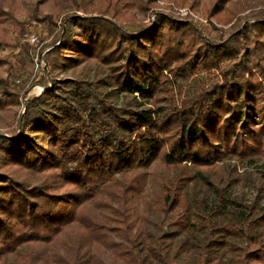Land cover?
<instances>
[{
	"label": "trees",
	"instance_id": "trees-1",
	"mask_svg": "<svg viewBox=\"0 0 264 264\" xmlns=\"http://www.w3.org/2000/svg\"><path fill=\"white\" fill-rule=\"evenodd\" d=\"M15 2L0 0V9ZM49 2L64 16L60 37L47 53L48 66L64 69L97 60L108 72L95 81L53 84L27 100L14 129L0 132V264L15 253L19 264H94L92 249L102 224L92 209L106 211L110 219L120 214L128 228L133 200L158 161L167 167H213L227 159L264 157V16L249 26L260 46L247 52L244 31L237 40L209 41L168 15L129 30L103 13L89 14L94 0H36L34 9ZM212 68L222 80L186 93L177 104L170 76L188 79ZM105 87L139 95L155 107H117ZM18 97L11 79L0 76V112L17 106ZM192 180L183 176V185L165 183L160 211H176L185 221L184 184ZM112 201L120 202L118 211ZM258 220L263 225L264 214ZM220 230L255 246L238 264H264L263 235L238 224Z\"/></svg>",
	"mask_w": 264,
	"mask_h": 264
},
{
	"label": "rangeland",
	"instance_id": "rangeland-1",
	"mask_svg": "<svg viewBox=\"0 0 264 264\" xmlns=\"http://www.w3.org/2000/svg\"><path fill=\"white\" fill-rule=\"evenodd\" d=\"M149 1L94 0L89 14L103 13L129 30L137 29L139 24L154 25L159 15H168L178 22L189 23L206 40H237L244 31L248 37L244 43L248 46L247 52L260 46L249 28L264 16V0ZM35 3L36 0H16L13 8L5 4L0 9V76L10 78L19 92L18 105L0 112L2 133L17 126L28 99L41 95L53 84L74 78L95 81L108 72V66L97 60L51 69L47 53L60 37L64 14L53 2L38 5L37 10ZM33 36L36 41H32ZM170 79L176 102L180 104L186 93L209 87L222 80V74L212 68L188 79L175 80L172 76ZM111 89L103 88L117 107L128 104L142 109L155 107L154 102L139 95L135 99L127 93L115 94ZM158 104L165 102L160 100ZM147 172L142 192L133 200L134 211L127 217L128 228L120 214L110 219L106 211L92 209L98 213L102 224V229L96 232L100 241L92 249L94 264H202L205 259L216 264H238V257L255 246L246 239L224 237L220 227L238 224L264 236V224L258 220L264 214V157L256 156L254 161L227 159L213 167L191 163L167 167L158 161ZM183 176L193 179L184 184L186 201L180 210L185 221L176 211L168 214L159 209L165 196L164 184L183 185L180 182ZM111 205L116 210L120 208L118 201H112ZM245 216L248 221L242 224ZM76 237V234L64 235L62 240ZM82 237H86V233H82ZM224 239L228 240V245H217ZM59 250L60 254H65L64 250ZM19 260V253L11 254L5 264H19Z\"/></svg>",
	"mask_w": 264,
	"mask_h": 264
},
{
	"label": "built area",
	"instance_id": "built-area-1",
	"mask_svg": "<svg viewBox=\"0 0 264 264\" xmlns=\"http://www.w3.org/2000/svg\"><path fill=\"white\" fill-rule=\"evenodd\" d=\"M31 39H32V41H36V37L35 36H33Z\"/></svg>",
	"mask_w": 264,
	"mask_h": 264
}]
</instances>
